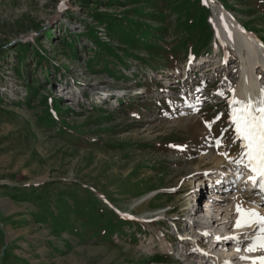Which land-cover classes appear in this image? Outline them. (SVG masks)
I'll return each instance as SVG.
<instances>
[{
	"label": "rangeland",
	"instance_id": "1",
	"mask_svg": "<svg viewBox=\"0 0 264 264\" xmlns=\"http://www.w3.org/2000/svg\"><path fill=\"white\" fill-rule=\"evenodd\" d=\"M225 19L264 51V0H0V264L210 262L191 231L233 227L184 215L240 154Z\"/></svg>",
	"mask_w": 264,
	"mask_h": 264
},
{
	"label": "bare ground",
	"instance_id": "2",
	"mask_svg": "<svg viewBox=\"0 0 264 264\" xmlns=\"http://www.w3.org/2000/svg\"><path fill=\"white\" fill-rule=\"evenodd\" d=\"M232 22V21H231ZM229 20L225 19V28L227 31H222L219 33V35L223 38H227V41L231 40V37H233V42H229L231 47L235 48L236 53L239 54L240 59H241V72H240V76H239V86L241 84V82H245L248 83L249 82V86H251L254 89V97H259L260 95V89L259 86L260 84H258V81L256 79V65H260L261 68L264 70V51H262L258 45V43L253 40L254 38L250 35L247 34L243 31L240 30L238 25H235V23H231ZM223 25V24H222ZM221 27H219L220 29ZM230 32H233L232 35H230ZM253 38V39H252ZM216 51H218V46H215ZM243 52V55H242ZM207 61V60H206ZM201 63H205V61L203 59L199 60L198 65ZM254 66V73L252 72V69L250 70V68H252ZM215 69H217L216 67H214ZM261 72V70H260ZM239 91V89H237V92ZM104 96H106V94H104ZM249 97V95L246 96V100ZM245 100V101H246ZM241 150V149H240ZM219 156V155H218ZM217 159V165L216 168L213 170H208V169H203L201 172V176L199 177L200 181L202 182L203 178H205V182L203 183H210V184H215L216 181H227V177L229 175V170L231 169L232 163H228L226 161L223 160V158L218 157ZM230 168V169H229ZM225 170V174L222 175L221 171ZM236 177V176H235ZM235 177L230 178L231 180H233ZM242 182V181H240ZM205 189L204 187H201ZM198 192L203 193L202 189H199ZM218 195L216 194V197ZM214 197V199L216 200L217 198ZM220 200V199H219ZM242 201H244L243 203V208L244 209H249V210H254L262 215H264V208H260L256 206V201H253L252 199L249 198V195L245 192L240 193L239 195H235L233 196V201L231 202H226L222 205H220L219 207L216 208V210H214L215 208L213 207V210L215 211L216 214H219V216H221L223 213L224 215L222 217H219V219H222L221 224H224L225 228H231L233 227V233H234V237H236L237 240V247L241 250H237L238 248H236V252L234 251V247H230L227 250H218L217 256L221 259V260H226L227 262H229V264H234V262L236 263H242V264H251L252 261H259V259L261 257H264V251L260 250L259 248L256 249V251L254 252H248L247 248L249 247L250 243L252 240H254L256 238V233L258 232V227L257 226H250V227H242L240 229H236L235 228V221L237 219V214L235 212V206L238 203H241ZM261 202V201H260ZM214 205H216L215 203H213ZM209 211V210H208ZM205 211V220H206V224L207 225H211L210 228H213L214 226V221L216 222V219H211V221H208L207 218L209 219L210 215H208ZM212 212V211H211ZM217 215H214V218H216ZM213 221V223H212ZM211 222V224H210ZM209 223V224H208ZM219 228V227H218ZM223 229V227H222ZM202 231V230H201ZM218 232V231H217ZM215 232V236L219 237L218 234ZM226 231L224 233H222V235H226L225 234ZM221 235V234H220ZM237 235V236H236ZM196 236V235H194ZM227 236V235H226ZM212 238L213 237H209ZM219 249V248H218ZM241 255V257H244L245 259H241L237 258V255Z\"/></svg>",
	"mask_w": 264,
	"mask_h": 264
},
{
	"label": "snow or ice",
	"instance_id": "3",
	"mask_svg": "<svg viewBox=\"0 0 264 264\" xmlns=\"http://www.w3.org/2000/svg\"><path fill=\"white\" fill-rule=\"evenodd\" d=\"M64 7L62 2L60 10ZM229 90L233 92V98L229 100V122L240 141L241 148L239 156L235 160L230 159L229 163L237 166V179L240 178V167L246 168L251 173L250 180L254 188L259 179V190L264 193V88L260 90L258 98L253 100L249 96L246 101L236 99L234 90L231 88ZM218 95L222 96L223 93ZM217 143L219 144V141ZM243 203L244 201L235 206L237 219L234 226L236 229L257 226L256 238L251 241L247 251L254 252L257 248L264 251V215L254 210L244 209ZM216 239L219 240V237ZM241 259L245 258L241 257ZM251 264H264V257H261L259 261H252Z\"/></svg>",
	"mask_w": 264,
	"mask_h": 264
}]
</instances>
